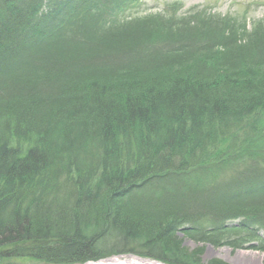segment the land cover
Listing matches in <instances>:
<instances>
[{"label": "trees", "instance_id": "16d2710c", "mask_svg": "<svg viewBox=\"0 0 264 264\" xmlns=\"http://www.w3.org/2000/svg\"><path fill=\"white\" fill-rule=\"evenodd\" d=\"M139 1L0 0V264L264 252V19Z\"/></svg>", "mask_w": 264, "mask_h": 264}, {"label": "rangeland", "instance_id": "374dc122", "mask_svg": "<svg viewBox=\"0 0 264 264\" xmlns=\"http://www.w3.org/2000/svg\"><path fill=\"white\" fill-rule=\"evenodd\" d=\"M101 1V0H99ZM173 3H180L182 6L181 13H189L197 9L209 10L214 14H220L222 17L231 18L235 20L237 26L235 29H238L242 24H246L248 28L251 29L252 25L260 23L264 19V0H142L140 4H135L129 11H125L119 16L114 14L111 17V26L119 27L116 25H129L130 23H135L134 26L138 29L137 26L141 25L142 21L147 15L151 13H162L168 8L169 5ZM115 12V10H113ZM230 21V19H229ZM130 22V23H127ZM123 23V24H122ZM132 26V25H130ZM130 26H127L130 28ZM235 26V25H234ZM199 153H202L203 157L208 158L207 162L199 166H208L217 164L219 158H221L222 152H218L216 147L211 146L206 149L201 148ZM230 164V163H227ZM190 168V167H189ZM219 171H212L211 174L215 175L216 183H223L224 180H227L231 177L230 172L234 171L230 168L217 169ZM236 172V171H234ZM96 204L94 205V207ZM90 208V207H88ZM261 235L264 237V230ZM179 238L184 240V245L187 246L190 250L198 247H204L205 253L203 254V261L208 262L211 259L220 258L229 264H264V252L257 251L254 249H234L230 245L215 246L212 242H197L189 237H183L182 233L179 235ZM264 239V238H263ZM135 255L133 253H129ZM129 254H126L127 256ZM125 255V254H119ZM119 257L118 255L109 256V258ZM145 258V257H144ZM108 259V258H107Z\"/></svg>", "mask_w": 264, "mask_h": 264}, {"label": "water", "instance_id": "95a60500", "mask_svg": "<svg viewBox=\"0 0 264 264\" xmlns=\"http://www.w3.org/2000/svg\"><path fill=\"white\" fill-rule=\"evenodd\" d=\"M101 264H169L161 262L156 259L144 258L137 255H119V257L108 258L107 260L100 261ZM88 264V263H87ZM93 264V263H89Z\"/></svg>", "mask_w": 264, "mask_h": 264}, {"label": "bare ground", "instance_id": "6f19581e", "mask_svg": "<svg viewBox=\"0 0 264 264\" xmlns=\"http://www.w3.org/2000/svg\"><path fill=\"white\" fill-rule=\"evenodd\" d=\"M22 9V8H21ZM97 264H101V262L97 263Z\"/></svg>", "mask_w": 264, "mask_h": 264}]
</instances>
